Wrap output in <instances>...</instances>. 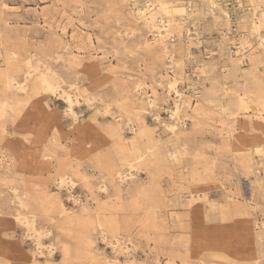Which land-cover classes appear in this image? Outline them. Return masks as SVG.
<instances>
[{
  "label": "rangeland",
  "instance_id": "obj_1",
  "mask_svg": "<svg viewBox=\"0 0 264 264\" xmlns=\"http://www.w3.org/2000/svg\"><path fill=\"white\" fill-rule=\"evenodd\" d=\"M130 7L129 0H0V51H5L11 57L9 65L14 68L18 79L24 77V59L29 56L39 60L42 67L48 66L64 74L68 80L78 75L83 89L92 92L95 98L101 97L103 103H111L113 115L117 114L119 106L131 111L132 105H141L139 99L133 96L132 81L140 80L149 84L157 92L158 103L162 104L166 98L163 85L169 76L165 65H168L169 61L161 51L163 43L160 39L151 38L143 25L136 26L129 13ZM207 17L209 16L205 15L188 21L191 30L194 28L192 23H196L195 30L201 43L199 49L190 44V58L185 60V63L189 64L188 90V83L180 82V88L190 95L196 87L190 80L193 77L191 62L214 61L212 59L214 56L209 51L214 49L210 45L212 34L204 28ZM62 28L66 32L65 38L62 37ZM123 32L126 33L124 39L121 37ZM87 35L94 41L96 51L88 47ZM65 40L71 43L68 49L64 46ZM76 46L81 50H77ZM170 54L174 59L183 58L179 46ZM59 55L63 58L80 55L84 65L73 69V73L75 71L73 74L72 70L67 68V63L64 64V61L62 63V59L58 58L57 62ZM95 65L98 66L99 73L94 71ZM214 70L215 75L218 70L216 68ZM256 81L264 82V75L257 77ZM209 87V83H203L202 92L205 93ZM39 100V97L33 96L18 102L19 111L11 113L3 121L7 130L3 132L0 128V264H30L27 261L28 257L35 250L24 228L11 221L12 218L9 216L16 205L12 203L11 188L16 187L19 194H22V191L27 192V198L32 204L42 188L59 195L66 206H71V202L66 200V192L57 190L51 179L53 173L59 166L69 165L71 169L85 172L92 183H96V179L104 177L108 179L106 170L94 167L92 155L100 151L106 159L108 155L114 156V146L118 143L117 137L108 129L114 126V118L110 114L102 116L99 103L95 104V108H84L79 120L80 124L89 125V135L85 139L86 141L97 139L99 143L97 150L91 148L92 144L87 143L83 145L84 154L66 153L73 137V134L68 133L72 125L71 118L61 113L63 103L56 97L47 96L43 100L44 107L40 105ZM47 112L55 114L62 126L64 136L60 140V145L56 147L51 146L49 139L45 142L46 146L43 145L47 136L39 131L40 124L46 121ZM161 115L165 116L164 113ZM209 116L214 118V113H210ZM43 117L45 120H42ZM143 121L144 126L154 128L152 137L161 143L155 149V155L153 154L156 156L154 171H159H156L157 180L154 182H150L151 175L143 171L129 186L140 182L148 189L151 184L147 201H152L156 196L158 198L155 199L157 205L153 200L156 206L147 212L134 210L119 211L116 214L123 222L124 229L130 228L128 231L136 244L134 261L131 264H264V157L261 167L256 165L252 169L239 165L232 151L226 145H222L224 142L218 134L216 123L204 118L201 125L190 130L191 140L189 139L188 144L191 145L186 165L171 134L161 126L155 127L148 116L143 117ZM209 123L210 127H206ZM253 124L255 126L257 122L252 120L250 125ZM211 125H214L213 128ZM250 125L243 119L238 122L239 134L250 139L248 134ZM123 126L121 135L129 138L131 134L128 133L126 126ZM186 128H190L189 123H186ZM43 152L50 153V161L41 158ZM196 157L202 161L203 169H207L206 174L203 170V176L206 177H203L204 182L207 181L203 184L206 186L209 201H202L198 207L193 208L186 202L188 189L197 181L190 173L191 162ZM256 173L261 178L257 187L251 183L256 178L254 175ZM43 180H47L48 183L41 185ZM179 185L182 188H178ZM75 193L85 199L90 210L96 207L97 201L81 185ZM227 194L231 195L230 199L229 197L227 199ZM123 195L122 200L125 204L129 201V195L126 191ZM97 199L100 202L109 200L102 194H99ZM110 199L115 201L114 197ZM37 215L38 223L52 231L43 241L53 242L57 249L52 257L43 254L45 257L39 258L36 255V260L31 264H107L98 253L112 256L110 248L99 238L96 231L89 233V244L80 249L78 240L59 228L65 217L54 214L52 220L50 215L43 214L41 210H37ZM60 232H63L62 235ZM65 245L70 249L68 255L64 250ZM119 260L123 262L131 259L120 256Z\"/></svg>",
  "mask_w": 264,
  "mask_h": 264
},
{
  "label": "bare ground",
  "instance_id": "obj_2",
  "mask_svg": "<svg viewBox=\"0 0 264 264\" xmlns=\"http://www.w3.org/2000/svg\"><path fill=\"white\" fill-rule=\"evenodd\" d=\"M129 3L131 4L129 13L133 17L136 26L138 24L143 25L151 38L160 39L163 43L161 51L169 61V64L165 65L169 76L166 78L165 85H163L166 98H164L162 104L158 103L157 92L149 84L140 80L132 81L133 96L139 99L141 105H132L130 107L131 111H126L119 106L117 114L113 115L111 103H103L101 97L96 96L97 98H95L92 92L83 89L80 86L81 82L80 77H77L78 75H73L74 77L68 80L64 74L48 66L42 67L39 60L29 56L24 59V77L18 79L14 68L9 65L11 57L5 51H0V128L3 132L7 130L4 128L3 121L11 113L19 111L18 102L36 96L40 98L39 103L44 107L43 100L51 95L62 101L61 113L72 120L68 133L73 134V137L66 153L84 154L85 146L83 147V145L87 143L92 144L91 148H98L97 139L88 141L85 139L89 135V125H82L79 121L84 108H95V104H101V115L113 116L114 126H110L108 129L118 139L116 141L118 142L117 146H114V156L108 155L109 157L106 159V156L100 151L92 155L91 161L95 163L94 167L106 170L107 176H109L108 179L104 177L96 179L97 182L92 183L85 172L82 173L79 169H71L69 165H61L53 173L51 179L54 181L57 190L66 192V200L71 202V206H66L67 204L65 205L59 195L42 188L41 192L37 193L34 204H32L27 198V192L23 193L22 191V194H19L16 187L11 188L13 189L12 203L16 205L9 216L12 218L11 221L24 228L26 235L33 242L35 250L27 260L30 264L36 260V255L39 258L44 256L43 254L52 257L57 249L53 242L45 243L43 241L44 238L50 236L52 231L50 228L38 223L37 210H41L43 214L51 217L54 214L65 217L66 219L59 224V228L78 240L80 249L89 244V233L96 231L100 236L99 238L108 245L112 252L111 257L98 253L107 264H131L134 261L133 254L136 251V244L128 231L130 228L128 230L124 229L123 222L116 214L119 211L134 210L147 212L151 207L154 208L157 205L155 199L158 196L156 195L153 199L156 205L153 200L147 201L151 184L148 189L144 183L140 182L133 184L131 187L129 186L143 171L151 175L150 182H154V180H157L155 179L158 174L156 171H159H154L153 166L156 158L154 151L161 143L152 137L155 132L154 128L144 126L143 117L148 116L155 127L161 126L171 134L174 143L179 146V154L184 157L186 165L190 153L189 145H191L188 144L191 140L189 137L191 136L190 130L201 125L204 118L216 123L218 134L224 142L222 145H226L232 151L233 157L236 161H239V165L254 169V166L259 165L261 167L263 164L261 162H263L262 158L264 157V82H258L256 78L264 75V0H129ZM205 15L209 16L204 28L212 34L210 45L214 49L209 51L214 56L212 58L214 61L208 63L191 62L193 77L190 80L193 84H196V87L193 88V93L190 95L180 88V82L181 84L189 82L187 73L189 64L185 63V60L190 58V44L192 43L193 47L199 49L201 43L199 34L195 30L196 23H192L194 28L191 30L188 21L202 16L205 17ZM61 30H63L62 37L65 38L66 32L63 28ZM191 34H194V36ZM125 36L126 33L123 32L121 37L124 39ZM189 40H192V42ZM87 44L93 51L97 50L94 48V41L90 35H87ZM177 45L179 50L183 52V58L180 60L174 59L170 54L178 47ZM64 46L68 49L71 47V43L65 40ZM76 48L81 50L78 46ZM78 56L73 55L70 58H67V56L63 58L59 55L57 56V62L58 58L59 60L62 59V63L63 61L64 64L66 62L67 68L71 69L73 73V69L75 70V68L84 65L80 55ZM215 68L218 72L214 75ZM93 69L96 73H99L97 65ZM100 71H102L101 68ZM73 74H75V71ZM209 77H211V80H209ZM203 83L210 84V87L204 91L205 93L201 90ZM189 87L190 83L187 84V90ZM69 109H71V112L66 115L65 113ZM162 113L165 116H162ZM210 113H214V118L209 116ZM46 115V121L39 126V131L48 137L44 140L43 145L49 139L51 146L56 147L60 145V140L64 136L62 126L55 114L48 113ZM242 119L248 121L249 125L252 120L257 122V125L254 126L253 124L249 127L250 139L239 134L240 127L237 124ZM42 120H45V118L43 117ZM186 123H189L190 128H186ZM123 125L131 134L129 138H124L121 135ZM206 127H210V123ZM41 158L50 161V153H41ZM78 166L80 167V164ZM203 168V163L199 157L194 158L191 162L190 173L191 177L197 178L195 179L197 181L192 184L188 192L185 190L188 193L186 203L189 207L196 208L200 202L208 200L206 186L203 184L204 178H206L203 173L206 174L205 170L207 169ZM160 170L162 171V169ZM37 172L39 174L40 170L38 169ZM254 175L256 178L251 183L256 186L260 184L261 178L257 173ZM208 178L211 179L209 176ZM46 183L48 181L43 180L41 185ZM204 183H207V181ZM79 185L90 192L93 199L97 201V205L93 210L88 208L85 199L80 194L75 193ZM122 186L123 188H121ZM132 187L133 189H131ZM180 187L179 185L178 188ZM175 188L177 189V187ZM125 191L129 195V201L124 204L122 195ZM99 194L109 200L107 202L98 201L97 196ZM112 197L115 201L110 199ZM228 197L230 199L231 195L227 194V199ZM146 214L148 216V213ZM53 219L54 217H52ZM64 250L68 255L70 249L66 245ZM120 256L131 260H129L130 262L126 260L122 262L119 260Z\"/></svg>",
  "mask_w": 264,
  "mask_h": 264
},
{
  "label": "snow or ice",
  "instance_id": "obj_3",
  "mask_svg": "<svg viewBox=\"0 0 264 264\" xmlns=\"http://www.w3.org/2000/svg\"><path fill=\"white\" fill-rule=\"evenodd\" d=\"M69 112H71V109H69L68 112H66L65 114L67 115Z\"/></svg>",
  "mask_w": 264,
  "mask_h": 264
},
{
  "label": "built area",
  "instance_id": "obj_4",
  "mask_svg": "<svg viewBox=\"0 0 264 264\" xmlns=\"http://www.w3.org/2000/svg\"><path fill=\"white\" fill-rule=\"evenodd\" d=\"M232 31H234V30H232Z\"/></svg>",
  "mask_w": 264,
  "mask_h": 264
}]
</instances>
